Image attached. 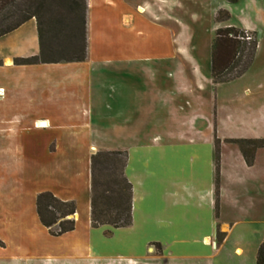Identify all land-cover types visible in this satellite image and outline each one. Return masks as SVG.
<instances>
[{"label":"crops","instance_id":"obj_1","mask_svg":"<svg viewBox=\"0 0 264 264\" xmlns=\"http://www.w3.org/2000/svg\"><path fill=\"white\" fill-rule=\"evenodd\" d=\"M170 3L174 0H87L83 61L16 64V58L39 52L37 28L33 46L23 32L34 18L0 36V69L8 72L7 88L0 92V264H99L105 258L124 259V264H220L222 255L237 264L251 262L247 237L229 243L232 229L244 220L251 193L243 184L248 175L241 180L225 175L216 120L221 102L215 96L214 121L208 118L205 124L213 135L204 143L195 138L201 131L200 112L170 121V114L193 108L190 100L178 102L181 95L200 100L196 93L206 79L197 65L189 72L185 66L193 55L177 41ZM222 6L214 8V17L226 9L230 18L215 21L217 28L235 26L232 13L240 10L250 18L241 28L260 33L253 63L231 81L242 82L241 93L234 96L240 109L233 117L247 126L246 138H264V0H226ZM138 81L144 82L140 112L121 103L127 92L132 103ZM111 98L116 107L108 104ZM139 114H144L141 121ZM231 138L225 137L223 144L232 143L226 141ZM260 149L252 165L242 156L244 169L254 165ZM105 150L127 153L124 174L133 188L129 226L91 224V155ZM229 178L239 187L226 184ZM43 191L75 201L74 230L54 236L41 223L36 200ZM258 201L264 197L252 198ZM219 224L228 230L221 243L216 237Z\"/></svg>","mask_w":264,"mask_h":264},{"label":"trees","instance_id":"obj_2","mask_svg":"<svg viewBox=\"0 0 264 264\" xmlns=\"http://www.w3.org/2000/svg\"><path fill=\"white\" fill-rule=\"evenodd\" d=\"M235 3L238 0H228ZM87 0H0V36L34 18L39 52L16 58L19 65L83 61L87 56ZM230 18L219 9L216 22ZM259 34L237 26L218 27L211 48V77L214 83L231 81L245 73L254 61ZM237 144L245 162L252 165L264 138L228 139ZM216 144V213L220 202V140ZM127 153L119 150L97 151L91 155V224L114 228L132 223V184L124 174ZM105 170V171H104ZM105 175L102 176V173ZM37 213L41 223L54 236L75 229V201H64L50 191L37 195ZM222 241L225 233H218ZM0 245L3 242L0 241ZM159 248L158 244H155ZM256 264H264V238L256 253Z\"/></svg>","mask_w":264,"mask_h":264},{"label":"rangeland","instance_id":"obj_3","mask_svg":"<svg viewBox=\"0 0 264 264\" xmlns=\"http://www.w3.org/2000/svg\"><path fill=\"white\" fill-rule=\"evenodd\" d=\"M226 0H174V3H170V11L177 20L171 23V26L174 30H179L177 35V41L184 48H188L189 52L193 55V60H187L185 62V66L188 69V72L193 70L194 65H197L204 78L203 86L199 93L196 95L199 96L200 100L197 102V99H192L191 96L179 97L178 102L185 103L187 100L192 102L193 108L186 107L183 111H178L176 114H170L171 123H177L188 116L193 115L195 112H200L202 115V119L198 120V125H201V131L196 135L195 138L204 143L205 137L209 134L213 135V131H209L206 129L205 124L207 119L210 118L214 121V99L217 96V101L221 102V108L219 112L216 114V120L220 122L219 127H217L218 137L222 139V151L224 157V170L226 177H238L241 178L247 176V179L243 181L244 188H248L250 191L251 200L249 202V208L244 210L242 216L244 220L236 225L231 232V240L230 244L236 243L240 239L242 235L247 237L249 250H248V259L251 255V262L249 264H256L253 260V250L256 245H259L263 240L264 233V201H258L256 204L252 202L253 197H264V148L260 149L256 155L254 165L249 169H244L240 164L242 163V155L239 151L237 144L235 143H225L223 144V139L225 137H232L231 139H236V137H245L248 133L247 126H243L240 118L233 117V113H236L237 109H240V104L234 101V96L241 93L242 82L241 80H234L229 82H224L220 84H214L210 78V56H211V48L213 39L215 37V29L217 28L214 17V8L215 7H223L222 3H225ZM250 18L247 14L240 10H236L232 13L231 21L235 24V26L244 27L248 23H250ZM27 22V21H26ZM36 21L32 20L25 24L23 27V32L25 37L28 40V44H32V46L36 43ZM24 24V23H23ZM261 30V29H260ZM258 34L259 30H257ZM35 37H34V36ZM32 37V38H31ZM264 39V36H263ZM1 54V51H0ZM59 73V71H57ZM10 77V76H9ZM8 78V72L0 69V85H3L4 89H0V92H3L6 87V80ZM11 78V77H10ZM144 82L138 81L134 83V87L132 88L133 95L140 96L136 98L132 95V103H130L131 99L128 97V92L124 99H122V107L136 106L138 111H142L144 106V100L141 97V93L143 91ZM136 86L138 87H135ZM171 84V83H170ZM4 94V93H3ZM109 105L116 107V103L113 98L109 100ZM219 105V104H218ZM30 105H27L29 107ZM111 106V107H112ZM32 110L35 109V104L31 106ZM219 108V107H218ZM176 112V109L173 110ZM171 110V112H173ZM130 112V111H129ZM33 116L34 114L31 113ZM142 115L139 114V121L142 120ZM141 116V117H140ZM163 117L166 118L164 114ZM156 118L151 119V121H156ZM149 121L147 117H143V122ZM151 125H153L151 123ZM146 133L153 134L157 132L155 129H147ZM192 134V133H189ZM208 135V136H209ZM30 139L34 142L36 140V135L31 133ZM235 137V138H234ZM226 141L230 142L228 139ZM221 142V141H220ZM244 163V162H243ZM105 171V170H104ZM105 175V172L102 173V176ZM240 183V181H239ZM230 187H239V185H234L232 181H226ZM247 205V204H246ZM232 215H237V211L229 210ZM218 233H225L223 240L225 239L228 230L222 229L221 225H218L216 237L217 242H223L219 240ZM238 239V240H237ZM220 264H237L236 262H232L228 260L225 255L220 257ZM56 261V260H55ZM55 261L50 260V264H56ZM124 259H113V258H105L99 262V264H124Z\"/></svg>","mask_w":264,"mask_h":264}]
</instances>
